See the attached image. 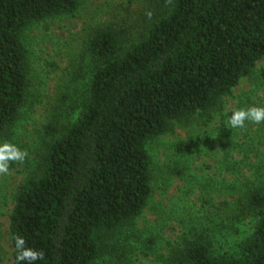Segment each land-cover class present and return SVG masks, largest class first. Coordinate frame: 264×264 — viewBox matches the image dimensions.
<instances>
[{
	"label": "trees",
	"instance_id": "obj_1",
	"mask_svg": "<svg viewBox=\"0 0 264 264\" xmlns=\"http://www.w3.org/2000/svg\"><path fill=\"white\" fill-rule=\"evenodd\" d=\"M141 1L130 24L88 27L81 57L88 59L90 76L83 99L71 98L54 111L49 140L14 195L13 264L18 236L43 252L35 264H134L138 247L160 264H264V181L234 188L225 203L237 205L224 218L209 212L185 221L166 253H157L150 232L146 247L138 246L145 240L135 225L153 196L148 142L174 122L221 112V100L264 57V0ZM83 3L0 0V140L12 139L32 94L25 32L76 16ZM121 7L131 14L129 6ZM217 141L228 156L230 136ZM176 149L184 156L191 143ZM171 170L180 178L188 174L183 165ZM249 217L257 220L253 231L227 248L235 224Z\"/></svg>",
	"mask_w": 264,
	"mask_h": 264
},
{
	"label": "rangeland",
	"instance_id": "obj_2",
	"mask_svg": "<svg viewBox=\"0 0 264 264\" xmlns=\"http://www.w3.org/2000/svg\"><path fill=\"white\" fill-rule=\"evenodd\" d=\"M142 2L84 0L76 16L55 18L25 32L32 94L12 139L0 140V144H15L27 155L23 161L11 162L7 174H0V264H13L9 215L18 186L34 169L43 142L49 140L45 139L46 126L52 121L54 111L58 112L57 107H65L71 98L83 99L90 76L88 59L82 61L81 57L88 27L104 23L130 24L137 18L134 11ZM121 5L129 6L131 14ZM76 75L81 77L80 82H74ZM221 105V112H211V118L195 116L174 122L166 134L148 142L153 196L135 222L137 236L145 240L138 246L146 245V232H150L157 238V253H166L169 243L176 241L184 231L185 221L209 212L218 220L224 218L230 208L237 205V202L230 206L225 203L232 201L234 188H244L245 183L263 185L264 122L246 121L243 128H231L229 117L238 109L264 107V57L257 62L252 74L245 76L221 100ZM78 113L79 110L74 112L70 119L74 120ZM222 135L230 136L233 141L228 156L218 147L217 139ZM185 141L191 143V150L183 156L176 145ZM177 165L186 166L188 174L184 178L172 172L171 168ZM234 196L238 199L240 194ZM217 209L219 214L215 213ZM256 222L249 217L235 224L237 233L226 247L233 249L244 240ZM134 252V264H160L156 255H146V248L138 247Z\"/></svg>",
	"mask_w": 264,
	"mask_h": 264
},
{
	"label": "clouds",
	"instance_id": "obj_3",
	"mask_svg": "<svg viewBox=\"0 0 264 264\" xmlns=\"http://www.w3.org/2000/svg\"><path fill=\"white\" fill-rule=\"evenodd\" d=\"M246 121L254 123L264 122V107L252 106L247 109H238L232 112L229 117L231 128H243ZM27 153L12 143L0 144V174H7L11 162L23 161ZM15 246L17 249L18 264H35L43 258V252L25 246L23 237H16Z\"/></svg>",
	"mask_w": 264,
	"mask_h": 264
}]
</instances>
